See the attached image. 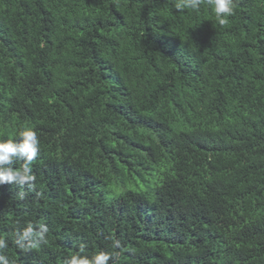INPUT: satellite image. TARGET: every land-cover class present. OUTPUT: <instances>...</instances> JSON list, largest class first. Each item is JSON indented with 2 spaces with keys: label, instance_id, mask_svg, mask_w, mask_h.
Instances as JSON below:
<instances>
[{
  "label": "trees",
  "instance_id": "obj_1",
  "mask_svg": "<svg viewBox=\"0 0 264 264\" xmlns=\"http://www.w3.org/2000/svg\"><path fill=\"white\" fill-rule=\"evenodd\" d=\"M176 2L0 0V140L40 141L0 185L10 264H264V0Z\"/></svg>",
  "mask_w": 264,
  "mask_h": 264
},
{
  "label": "clouds",
  "instance_id": "obj_2",
  "mask_svg": "<svg viewBox=\"0 0 264 264\" xmlns=\"http://www.w3.org/2000/svg\"><path fill=\"white\" fill-rule=\"evenodd\" d=\"M206 3L215 16L219 26L228 23V17L234 14L233 0H177L175 9L184 11L191 9L199 11L202 4ZM40 141L36 131L24 126L19 129L14 139L0 140V185L15 184L17 186L30 185L35 181L31 165L37 159L40 151ZM16 161H22V167L14 168ZM23 195V194H21ZM48 228L44 224L34 226L27 224L16 236V244L21 249L37 248L41 243L46 242ZM7 248V243L0 238V264H10L2 251ZM113 251H97L91 255L74 254L65 260L64 264H109V261H116L120 256V241L112 244ZM83 251V247H81Z\"/></svg>",
  "mask_w": 264,
  "mask_h": 264
}]
</instances>
